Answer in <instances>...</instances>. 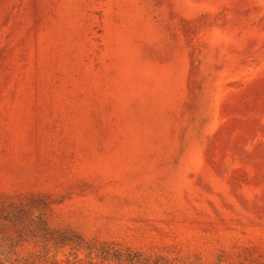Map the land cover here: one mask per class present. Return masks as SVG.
Returning <instances> with one entry per match:
<instances>
[{"label": "rangeland", "instance_id": "1", "mask_svg": "<svg viewBox=\"0 0 264 264\" xmlns=\"http://www.w3.org/2000/svg\"><path fill=\"white\" fill-rule=\"evenodd\" d=\"M0 264H264V0H0Z\"/></svg>", "mask_w": 264, "mask_h": 264}]
</instances>
